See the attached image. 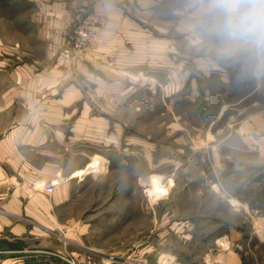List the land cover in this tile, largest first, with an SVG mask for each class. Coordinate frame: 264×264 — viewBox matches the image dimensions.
<instances>
[{
    "label": "rangeland",
    "instance_id": "rangeland-1",
    "mask_svg": "<svg viewBox=\"0 0 264 264\" xmlns=\"http://www.w3.org/2000/svg\"><path fill=\"white\" fill-rule=\"evenodd\" d=\"M108 2L97 8L96 0H84L74 9L50 59L51 67L60 61L62 74L49 100L61 106L55 110L63 121L57 130L71 132L67 173L83 170L95 154L112 157V163L97 162L90 174L69 182L71 201L59 210L66 232L56 233L66 264H264V77L243 75L239 65H216L190 44L181 30L187 0ZM112 6L127 8L126 15L138 21L135 41L146 43L150 57L144 63L136 57L130 67L108 58L83 70L79 61L99 59L101 31L116 45L129 38L126 29L110 26ZM99 13L105 27L74 55L67 43L77 21ZM9 23L11 28L0 32L10 45L2 48L0 70L13 65L2 61L14 60L16 51L20 63L41 56L37 30L25 28L21 36ZM21 38L24 43L16 48ZM112 68L129 74L120 79L121 94L114 98L106 89L115 80L100 79ZM212 69L247 77L242 93L253 95L239 107L226 106L210 127L224 93L233 91L212 80ZM177 71L183 87L176 91ZM69 88L74 95L66 106Z\"/></svg>",
    "mask_w": 264,
    "mask_h": 264
},
{
    "label": "crops",
    "instance_id": "crops-1",
    "mask_svg": "<svg viewBox=\"0 0 264 264\" xmlns=\"http://www.w3.org/2000/svg\"><path fill=\"white\" fill-rule=\"evenodd\" d=\"M108 1L96 0L95 6L106 7ZM79 5L84 6V0H0V32L11 28L10 21L21 29V36L25 28L33 27L39 33L37 46L41 49V56L31 59L29 63H20L23 57L16 56L20 55L16 51L15 58H11L14 60L2 61H12L13 65L6 64L0 70V264L68 263L65 250L59 252L62 249L61 246L57 247L56 233L57 230L63 231V234L66 232L60 223L59 210L70 203L72 193L69 182L73 180L71 176L79 170L67 173L70 167L66 159L71 149V132L64 133L61 128L57 130V127L63 126V121L55 112L61 106L55 100L53 103L49 100L55 94V87L62 74L58 65L60 61L57 60L56 65L51 67L50 59L60 48L68 17ZM126 10L112 6L107 15L113 29L127 30L128 40L125 43L117 41L116 45L115 41L111 43L113 39L109 38L105 30L101 31L96 45L100 61L97 58L94 61L93 57L86 58L85 64L79 61L83 70L88 64L96 62L100 65L108 58H116L118 63H126V67H130L133 65L131 63L135 65L136 57H143L140 60L143 63L150 57L144 41H137L136 44L138 21L130 19ZM1 36L0 53L3 52L2 48L10 46L8 40ZM23 40H16L14 46L18 48L23 45ZM110 70V74L103 71L104 78L100 79L103 81L110 77L115 80L112 87L106 90L113 91L112 98L119 97L120 79L129 74L113 68ZM212 71V80L216 79L219 86H231L233 91L228 95L224 93L221 108L208 123L210 127L215 126L224 112L228 111L226 106L239 107L253 95L242 93V88L247 86V77L243 76L245 74L235 72L234 76H225L217 69ZM182 76L178 77V71L172 74L176 91L183 87ZM228 77L230 82L227 83L224 80ZM232 79L234 81L231 82ZM256 83V88L260 87L258 80ZM69 91L64 93L63 104L66 106L71 105L73 100L72 89L69 88ZM84 112L87 113L86 110ZM93 156L105 159L106 163L112 160L110 156Z\"/></svg>",
    "mask_w": 264,
    "mask_h": 264
},
{
    "label": "clouds",
    "instance_id": "clouds-1",
    "mask_svg": "<svg viewBox=\"0 0 264 264\" xmlns=\"http://www.w3.org/2000/svg\"><path fill=\"white\" fill-rule=\"evenodd\" d=\"M181 30L214 64L264 77V0H187Z\"/></svg>",
    "mask_w": 264,
    "mask_h": 264
},
{
    "label": "built area",
    "instance_id": "built-area-1",
    "mask_svg": "<svg viewBox=\"0 0 264 264\" xmlns=\"http://www.w3.org/2000/svg\"><path fill=\"white\" fill-rule=\"evenodd\" d=\"M105 25L106 20L103 13H99L95 17L85 16L84 18H80L77 21V31H74V35L71 37V41L67 43V45L71 46L70 51L75 53L74 55H76V53H80L96 39L97 29L103 28L105 27ZM72 57L73 56H71V58Z\"/></svg>",
    "mask_w": 264,
    "mask_h": 264
},
{
    "label": "bare ground",
    "instance_id": "bare-ground-1",
    "mask_svg": "<svg viewBox=\"0 0 264 264\" xmlns=\"http://www.w3.org/2000/svg\"><path fill=\"white\" fill-rule=\"evenodd\" d=\"M105 160L103 159V158H99V157H95L94 159H92V162L90 163V164H88L83 170H80V171H78V172H76V174H74V175H72L71 176V179H74V178H79V177H82V176H84V175H88V174H90L92 171H93V169H95L96 168V164H97V162H104ZM105 164V163H104ZM60 180V179H59ZM153 181H154V179H153ZM152 181V182H153ZM54 184H58V182L57 183H55L54 182ZM155 184V183H154ZM53 185V184H52ZM151 200H152V198H151ZM231 204H235L236 202L234 201V200H230L229 201ZM237 205V204H236ZM235 206V205H234Z\"/></svg>",
    "mask_w": 264,
    "mask_h": 264
}]
</instances>
